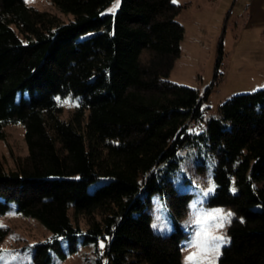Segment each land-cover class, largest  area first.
<instances>
[{"label":"trees","instance_id":"obj_1","mask_svg":"<svg viewBox=\"0 0 264 264\" xmlns=\"http://www.w3.org/2000/svg\"><path fill=\"white\" fill-rule=\"evenodd\" d=\"M114 1L52 0L71 14L61 20L0 0V139L22 123L27 146L14 168L0 160V214L49 232L31 264L88 245L93 264H182L181 218L203 179L206 203L231 214L216 264H264V87L206 117L207 94L168 78L185 4L119 0L110 12ZM66 95L78 100L62 118ZM154 198L167 200L168 232L152 227Z\"/></svg>","mask_w":264,"mask_h":264},{"label":"rangeland","instance_id":"obj_2","mask_svg":"<svg viewBox=\"0 0 264 264\" xmlns=\"http://www.w3.org/2000/svg\"><path fill=\"white\" fill-rule=\"evenodd\" d=\"M40 10H46L61 20H68L71 14L61 12L52 0H25ZM174 2V0H172ZM254 0H175L185 4L177 15L183 24L184 33L180 42V54L176 58L168 78L178 84L195 88L200 96L205 93V116L218 111V105L227 97L264 87V27L247 24L246 9ZM119 0H115L108 11L115 12ZM248 6V8H247ZM219 72L214 76L215 69ZM62 106L61 117L67 118L73 111L78 96L58 97ZM5 138L0 139V160L7 169L14 168L17 157L27 153L22 123H10L4 127ZM197 179L199 190L189 203V210L181 218L187 227L188 237L182 246V264L195 248L186 246L190 237L199 230L196 219L208 210L218 215L211 225L222 222V228H212L214 235L226 238L223 231L228 211L220 205H208L204 195L209 186ZM203 187V188H202ZM195 203V208L190 205ZM152 227L161 232L172 228L167 200L155 199L152 203ZM80 226H87L80 217ZM0 228L6 233L0 238V249L6 250L15 260L9 258L8 264H27L34 244L48 236L49 232L35 218L24 216L14 208L0 214ZM227 241V238H226ZM226 243V242H225ZM221 244V247L223 244ZM220 247V251H221ZM93 247L88 245L69 254L65 259H55L52 264H93ZM218 256L208 254V261L217 262ZM207 264V262H206Z\"/></svg>","mask_w":264,"mask_h":264},{"label":"snow or ice","instance_id":"obj_3","mask_svg":"<svg viewBox=\"0 0 264 264\" xmlns=\"http://www.w3.org/2000/svg\"><path fill=\"white\" fill-rule=\"evenodd\" d=\"M116 6H119L118 3ZM212 190V188H209L208 192H211ZM204 195H207V193H204ZM195 207V203L190 205V208ZM217 215L218 213L215 210H208L202 217L196 219V223L199 225V230L196 231L186 242V246L193 247L196 251L186 257L185 264H206V262L207 264H215L214 260L208 261V254L211 253L213 256H219L221 244L227 242L225 237L214 235L212 232V228H222V222L211 225V227L209 226L210 222L215 220ZM228 215L231 214L229 213ZM99 246L101 248L104 247L102 242ZM9 258L15 260L17 257L12 256V254L6 250L0 249V264H8ZM28 264H31L30 259Z\"/></svg>","mask_w":264,"mask_h":264},{"label":"crops","instance_id":"obj_4","mask_svg":"<svg viewBox=\"0 0 264 264\" xmlns=\"http://www.w3.org/2000/svg\"><path fill=\"white\" fill-rule=\"evenodd\" d=\"M245 20L247 24L264 27V0L253 1V5L246 9Z\"/></svg>","mask_w":264,"mask_h":264}]
</instances>
